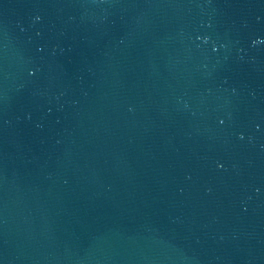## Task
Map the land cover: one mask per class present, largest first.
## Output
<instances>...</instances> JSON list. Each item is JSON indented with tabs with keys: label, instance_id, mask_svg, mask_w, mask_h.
<instances>
[{
	"label": "water",
	"instance_id": "obj_1",
	"mask_svg": "<svg viewBox=\"0 0 264 264\" xmlns=\"http://www.w3.org/2000/svg\"><path fill=\"white\" fill-rule=\"evenodd\" d=\"M0 264H264V0H0Z\"/></svg>",
	"mask_w": 264,
	"mask_h": 264
}]
</instances>
